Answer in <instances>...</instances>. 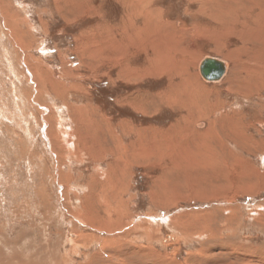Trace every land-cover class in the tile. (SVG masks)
Segmentation results:
<instances>
[{
    "label": "rangeland",
    "instance_id": "rangeland-1",
    "mask_svg": "<svg viewBox=\"0 0 264 264\" xmlns=\"http://www.w3.org/2000/svg\"><path fill=\"white\" fill-rule=\"evenodd\" d=\"M129 1L0 0V264H264V82L229 84L226 56L262 49L241 35L264 0ZM147 13L161 28L131 48Z\"/></svg>",
    "mask_w": 264,
    "mask_h": 264
},
{
    "label": "bare ground",
    "instance_id": "bare-ground-1",
    "mask_svg": "<svg viewBox=\"0 0 264 264\" xmlns=\"http://www.w3.org/2000/svg\"><path fill=\"white\" fill-rule=\"evenodd\" d=\"M136 1L138 2V1H140L141 3H143L144 2V0H130L129 1V3L130 4H136L137 5V7L139 8L140 7V2H138V3H136ZM206 1V0H205ZM224 3H227V0H224ZM259 2L258 1H254L253 2V7L254 8H256V7H258L259 6V4H258ZM233 4H235V3H233ZM252 4V3H251ZM235 5H238V4H235ZM248 8H253V7H251V6H247ZM247 7H244V8H242V10L241 9H238L237 8V10L236 11H238V10H240V12H242L243 13V11H247V10H245V9H247ZM137 8V11L138 12H140V10ZM224 8V11H227V10H231V8H230V6L229 7H227V5L226 6H224L223 7ZM223 11V12H224ZM138 13L136 12V13H134L133 15H137ZM225 14H227V13H225ZM238 14V13H237ZM262 12H260V13H258L257 14V16L251 21V22H253L254 24H259V17H261L262 16ZM225 16V15H224ZM128 19H132V16H129L128 17ZM250 22V23H251ZM18 23V22H17ZM133 21L131 20L130 21V26L132 27V25H133ZM261 23V22H260ZM243 25H244V23H243ZM263 26V25H262ZM262 26H260V28L262 27ZM14 27V26H13ZM154 28H161V26H157V25H153V17L152 18H150V15H149V13H147V17H146V21L144 22V24H143V26H142V28H140V29H136V28H132V30H131V34H127V33H123L124 34V37L131 43V45H133L131 48H135L136 46V40L138 41V42H140V43H142V44H140L144 49H145V46L143 45L145 42H146V40H143L141 37H140V35H142V34H145V33H148V35H151V34H154L155 33V30H154ZM256 28V27H255ZM255 28L253 29V28H251V26H248V32L249 33H242V35L241 36H243V38L245 39V41H247V42H251V43H253V44H256V45H262L263 47H262V49H257V50H255V51H250V56H247L246 58H245V61H243L240 65H239V59H238V56L239 55H241V54H244V52H246V51H248V47H246L244 44H241L242 46H240L237 50H235V51H233V52H227L226 53V56H227V58L228 57H232V56H236L237 55V59L235 60L234 59V61L236 62V70L237 71H233L232 72V75L230 76L231 78H230V80L228 81V83L229 84H231V85H233V84H235V87H237L238 89H241V88H243V90H245L244 88H248V82H249V80H252V79H254L255 81H258V82H260V84H262V82H264V78H263V76L264 75H262V74H264V33L263 32H259V29L258 30H255ZM11 30V29H10ZM230 31V30H229ZM232 34V33H231ZM111 35H113V34H111ZM115 35V34H114ZM239 36V35H238ZM133 37H135V39H133L132 40V38ZM137 37V38H136ZM240 38V37H239ZM122 40V39H121ZM241 40V39H240ZM243 40V39H242ZM105 42V41H104ZM121 43V42H120ZM110 46H112V48H113V50H115V52H117V53H124V52H126V53H124V54H126L127 56H126V58H132L133 57V55L135 54L133 51H130V52H128L130 49H128L129 47H128V45H126V46H123V44H119V42H115L114 41V39L113 40H110V43L109 44H107L106 43V46H105V49H108V47H110ZM164 46H162L161 45V42H160V44H158L156 47L155 46H153V50H154V55H155V57L156 58H153V60H152V62H154V61H156V66H157V68H158V70L159 71H163V70H165L166 68H167V66H168V68L169 67H171V66H173V62L171 61V57L169 56V54H168V49L167 48H163ZM104 48V47H103ZM136 49V48H135ZM165 49H167V50H165ZM217 49V48H216ZM124 50V51H123ZM217 50H219V49H217ZM216 50V51H217ZM232 50V49H231ZM220 52V51H219ZM111 53V52H110ZM221 54V53H220ZM225 55V54H224ZM91 57V56H90ZM230 59V58H229ZM233 59V58H232ZM244 60V59H243ZM194 62V61H193ZM247 63H249V65L251 66H249V65H247ZM235 64V63H234ZM252 66L254 67V68H252ZM128 69H130L131 70V67L128 65ZM171 69V68H170ZM173 69V68H172ZM129 70V71H130ZM167 70V69H166ZM187 70V69H186ZM150 72V71H149ZM152 72V71H151ZM164 72V71H163ZM225 73H226V69H225ZM145 74H148V70H146L145 71ZM186 74H187V72H186ZM191 74H188V76H190ZM191 76H193V75H191ZM181 77V76H180ZM137 78V77H136ZM194 78V77H193ZM196 78V77H195ZM132 79V78H131ZM196 81H194L193 80V82H191V84H190V80H187V79H182L181 78V82H180V86L181 87H186L188 84H190V86H189V92H191L194 96H202L203 97V95H202V92L200 91V89H205V87L203 86V84L196 78L195 79ZM192 81V80H191ZM227 83V82H226ZM179 85H178V87H180ZM251 86V85H250ZM199 88V90H197ZM250 88V87H249ZM184 90H185V88H184ZM206 90V89H205ZM249 91V90H248ZM247 93H249V92H247ZM184 94V93H183ZM189 96V95H188ZM174 98H175V96H174ZM176 99V98H175ZM187 100V102H189V104L192 106V105H194L195 103L193 102V101H191V100H189V99H186ZM186 100H185V102L184 103H182L183 105H185V104H187L186 103ZM202 100V99H201ZM168 101H170V98L168 97ZM181 101V100H180ZM171 102H173V103H177V101L176 100H171ZM180 104V103H179ZM190 106V107H191ZM196 107V106H195ZM196 108H198V107H196ZM140 109H142V108H140ZM217 110V109H216ZM191 116H193V115H191ZM188 117V116H187ZM186 117V118H187ZM195 117V116H194ZM193 117V118H194ZM197 117H199L198 115H197ZM203 117V116H202ZM189 118V117H188ZM189 120V119H188ZM188 120H187V122H188ZM189 123V122H188ZM196 123V122H195ZM186 124V123H185ZM194 124V123H193ZM188 125H191V124H188ZM187 126V125H186ZM188 127V126H187ZM186 128V127H185ZM234 128V127H233ZM225 129V128H224ZM194 130V129H193ZM226 130V129H225ZM230 130V129H229ZM215 131V130H214ZM216 132V131H215ZM193 133V132H192ZM188 134H191V133H188ZM236 134V133H235ZM234 134V135H235ZM182 136V135H181ZM186 136V135H185ZM220 136V135H219ZM228 136V135H227ZM207 137V136H206ZM232 137V136H231ZM156 138V137H155ZM185 138V137H184ZM187 139H188V137H186ZM195 138V137H194ZM205 138V137H204ZM208 138V137H207ZM145 139H146V137H145ZM157 139V138H156ZM192 139H193V137H192ZM206 139V138H205ZM185 140V139H184ZM182 141V140H181ZM204 141V140H203ZM141 143V142H140ZM148 143V142H147ZM156 144H158V143H156ZM175 145H176V143H174ZM184 144H185V142H184ZM194 144V143H193ZM134 145V143H132V145H130V147L131 146H133ZM188 145V146H187ZM136 146V145H135ZM134 146V147H135ZM151 146V145H150ZM166 150H168L167 152H169L170 154H171V152H173V150L171 149V147L173 146H169V144L167 143L166 145H162ZM178 146V145H177ZM185 146V145H184ZM187 146V147H186ZM186 146L185 147H183L182 149H181V151H180V154L183 156V157H185L184 159H187V157H189V159H190V157H193V155L195 156L197 153L199 154V155H201L202 153H200V152H193V151H188V149H189V142H188V144H186ZM195 146V145H194ZM203 146V145H202ZM201 146V147H202ZM180 147V146H179ZM120 148V147H119ZM149 147H146V146H144V145H140V148L139 149H137V148H134V150H135V156L137 155V157L138 156H140V157H142L144 154L146 155V153L147 152H149L150 153V149H148ZM151 148H155L156 149V152H157V150H158V148H161V144H158V145H155L154 144V146H152ZM176 148V147H175ZM186 148V149H185ZM212 148V147H211ZM155 149H153V150H155ZM198 149V148H197ZM204 149V148H203ZM192 150V149H191ZM200 150V149H199ZM163 151H161L160 153H162ZM166 152V153H167ZM176 153V152H175ZM178 153V152H177ZM172 154H174V153H172ZM177 155V154H176ZM156 156V155H155ZM131 157V156H130ZM145 157V156H144ZM211 158H212V156H210ZM135 158V157H134ZM135 159H137V158H135ZM198 161H196V163H197ZM198 164V163H197ZM124 166V165H123ZM191 166V165H190ZM99 198H100V196H99ZM104 199V198H103ZM108 211V209H105V212H107ZM181 223V222H180ZM135 229V228H134ZM159 230V229H158ZM128 232H130V231H128ZM131 233V232H130ZM116 240V239H115ZM129 245H131V244H129ZM129 245H128V247H129ZM131 248V247H130Z\"/></svg>",
    "mask_w": 264,
    "mask_h": 264
},
{
    "label": "water",
    "instance_id": "water-1",
    "mask_svg": "<svg viewBox=\"0 0 264 264\" xmlns=\"http://www.w3.org/2000/svg\"><path fill=\"white\" fill-rule=\"evenodd\" d=\"M201 76L208 81H218L225 74V65L213 58L204 59L199 67Z\"/></svg>",
    "mask_w": 264,
    "mask_h": 264
}]
</instances>
